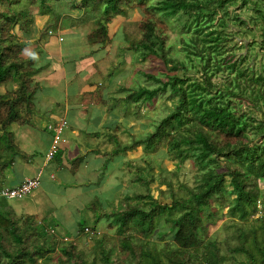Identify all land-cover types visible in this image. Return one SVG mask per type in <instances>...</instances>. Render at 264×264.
I'll return each mask as SVG.
<instances>
[{"label": "trees", "instance_id": "1", "mask_svg": "<svg viewBox=\"0 0 264 264\" xmlns=\"http://www.w3.org/2000/svg\"><path fill=\"white\" fill-rule=\"evenodd\" d=\"M26 1L37 4L40 14H49L40 38L34 40L30 39V33L35 14ZM58 1L0 0V85H14L13 90L0 92L1 169L12 167L16 158L25 156L15 143L11 127L14 123H28L37 131L42 127L34 122L48 116L45 129L54 136L51 127L61 120L68 122L63 116L50 117L51 110L33 107L38 88L43 86L33 77L40 67L46 66L37 65V59L45 56L42 47L38 48L40 40L54 30L66 31V20L71 26L93 21L95 30L90 35L93 41L89 42L87 53H94V45L103 46L109 40L108 26L116 15L125 16L148 0H67L66 8L76 10L75 14L60 11ZM233 5L236 10L231 12ZM151 8L181 22L188 37L182 38L186 58L175 60L169 57L167 36L162 34L154 17L142 19V37L131 41V49L142 58H162L170 69H182L183 73L169 74L163 79L141 70L143 80L151 85L142 86L138 79L136 85L127 89L125 97L114 99L123 105L122 109L129 107L135 111L136 118L140 117L143 105L156 104L162 97L169 101L164 106L165 114L153 121L152 132L137 136L126 128L131 134L130 141L118 140L120 149L125 151L143 147L149 168L141 167L145 172L133 175V182L144 186L146 191L121 195L112 209L103 208L98 199L94 200L90 208L97 214L102 212L116 225L117 241L109 245L107 234L101 235L95 240L96 254L90 260L78 247L77 239L67 240L63 263L227 264L232 257L240 264L235 254L243 253L247 259L242 263L264 264V59H247V53L235 51L241 46L250 51L255 45L264 51V0H154ZM238 9L252 10L251 16H243ZM229 24L236 27L234 32L228 30ZM17 26L24 35H19ZM238 33L252 40L243 38L237 42ZM59 53L54 51L52 59L56 56L59 59ZM217 55L224 59H217ZM190 67L201 75L192 79ZM64 83H60L59 91L66 92ZM74 83L69 85L72 92L77 91ZM242 103L246 108H241ZM24 109L29 113L23 118ZM52 110L59 114V109ZM256 110L262 114L260 119ZM111 134L115 136L114 132ZM165 147L169 158L178 160V168L187 159L199 166L201 176L196 186L181 184L179 190L174 189L178 169L171 171L170 176L165 175L166 168H161L157 177L152 174L150 153H158ZM157 178L166 189L159 185L155 196L151 184ZM227 190L234 195L227 201L229 213L242 222L238 223L241 226L236 225V234L219 240L209 234L207 222L218 216V208L213 204L217 201L222 205L228 198ZM100 218L98 215L97 219ZM162 220L167 226L162 238L167 232H172L173 237L165 238L159 247L152 239L165 231H157ZM79 229L83 233L84 222L79 223ZM60 240L61 235L52 226L37 222L34 215L16 216L5 200L0 202V264H37L39 257L55 251Z\"/></svg>", "mask_w": 264, "mask_h": 264}, {"label": "rangeland", "instance_id": "2", "mask_svg": "<svg viewBox=\"0 0 264 264\" xmlns=\"http://www.w3.org/2000/svg\"><path fill=\"white\" fill-rule=\"evenodd\" d=\"M67 0H60L58 1V8L60 11H66L70 12L72 14L76 13V10H68L67 7ZM154 0H148L145 4H142L140 7L133 8L129 11V13L125 16L123 15H116L111 23H109L108 29L110 38L107 41L106 44L103 46L96 44L94 45L95 52L93 53L88 52L90 51L89 42L93 41V39L90 37V35L95 30V23L91 21L88 24H82V25H73L71 26L70 21L66 20V30L67 28H71L73 31H61L60 33H56L54 30L53 34L50 33V35H47L44 37V41L47 39L50 40L52 43L55 41V38L59 40V38H63L61 41L59 40V45L62 48V54L61 59H73V56H79L80 59H99L98 60V66L100 68V75L103 77H96L94 76L90 82H94L96 87L100 85V88L103 89L105 86L108 85V82L112 84V86L115 87H121L120 89H131L134 85H136V81L139 79L140 84L142 86H150L151 82H145L142 78L144 76L141 73V70L150 72L151 74L158 75L162 77L163 79L167 78L169 74H178L181 75L183 73V70H176L173 67L171 69L167 66V64L164 63L162 58L158 57H143L140 56V54L134 52L133 49H131V41L133 40H139L141 39L142 35V27H141V20L142 19H149L151 17H154L157 26H160L162 28V34L167 36L166 40V46H170L169 50V57L175 58V60H184L186 58V53L183 50V44H182V38H187L188 35L183 32L182 30V23L177 21V19L174 18H166L163 16V14L160 11H156L154 8H151V5L153 4ZM26 5L31 8L35 14V22L32 25V32L30 33V39L34 40L35 38H38L40 35V31L44 27V25L47 23V19L49 18V14H40V7L37 6V4H32L30 2L26 1ZM236 10V5H233L230 7V11L234 12ZM239 13H241L245 17H250L252 10H245V9H238ZM236 28L233 24H229L228 30L231 29V32H234ZM260 30V28L258 27ZM17 32L20 36L24 35L21 30H19V26L16 27ZM259 32L257 33L258 36ZM237 42H240L241 39L247 38L248 42L252 40V38H249L247 36H243V34H237ZM256 36V35H255ZM242 37V38H241ZM91 39V40H90ZM242 43V42H241ZM241 46V44H240ZM256 48L253 50H248V48L241 46L236 47V52H244L248 54L247 59H264V51L260 49L258 45H255ZM44 48L46 52H48V59H52L53 51L50 45L44 44ZM48 50V51H47ZM54 50H57L54 49ZM61 53V52H60ZM259 53V54H258ZM230 55V54H229ZM217 59H224L222 55H217ZM54 59H58L56 56ZM233 59V58H232ZM187 60V59H186ZM253 62V61H251ZM64 65V64H63ZM62 64H56L55 66L51 67L49 70L54 69L56 70V73L58 74L59 71L64 70ZM189 73L191 76H194L192 79H196L197 76L201 75L198 73L196 74V70L193 68H189ZM48 78H52L54 75L49 74ZM110 76V77H109ZM109 77V78H108ZM150 84V85H149ZM139 86V85H138ZM14 89V85L12 83H4L0 85V92H7ZM72 88L66 90V100L69 102V104H83L85 101V96L82 94L76 95L77 91L74 92L70 91ZM126 90L119 93V98L123 97L126 93ZM46 102L45 100H41V103ZM40 103V104H41ZM169 104V101L165 100L164 97L159 98L156 102V104H153L151 106L149 104L143 105V108L140 109L141 112H139V118H136L135 111H131L129 115H126L124 113V110L118 109V115L122 119L121 122H119V126L117 129H119V132H115L116 135H119L120 141H130L131 134L130 132L126 131V128H124V122H126L125 125L128 129L135 132L137 136L143 135L147 131L153 130L154 125L153 121L156 119H161L163 113H164V106ZM39 106V105H37ZM41 106H43L41 104ZM241 108H246L245 104L242 103ZM252 110V109H251ZM73 111L71 110L70 113L67 115V120L69 125L75 126L79 130L81 140L84 142H87L89 145V149H96L100 151V154L103 156L102 158H98V160L90 161L89 166L87 168H84L82 165V171L78 174L80 175V178L73 177V175L68 174L71 179L69 182L67 181L68 177H66V182L63 181L61 174L59 175L56 173V170H54V165L57 163L55 160H48L49 162H46V157H48V152L53 145V135L51 137V134H48L47 130L45 129V125L48 124L49 118L48 116H41L36 122H34L36 125L42 127L41 129L38 128L37 132L39 134V138L36 142L38 143V148L40 150L38 156H39V163L37 161L36 167L30 172L31 175L35 176V171H39V169H42V175H41V184L38 187V189H34L32 192L27 193L21 197L16 198H9L6 199L5 202L7 203V208L12 209L15 212L16 216L20 215H26L27 213L24 211L25 207L23 204L28 200L29 197L32 195H38L39 197H47L48 201L51 203V205H47V209L45 210V218L48 222H53L51 225L48 223H45L42 221L41 216L35 215V214H29L34 215L37 222L48 224L49 226H52V228L56 229L59 233H61V230H64L65 235L69 237H73L66 240H60L57 243L55 251L50 252L48 256H45L44 258L39 257L37 264H64L63 261L65 260V256H63V247L66 246V241L71 239H77L78 247L82 249L87 259L92 260L96 254L95 250V240L102 237L101 235L107 234V243L109 245H113V243H116V225L112 224L109 220V218L104 217L103 219L100 218L94 226L93 229H90L89 231L86 230L83 233H76V227L73 225L66 226L64 223L66 221L68 222H74V218H69L66 216L65 209L66 208H77L80 212V218L76 221L81 220H87L89 217V212L93 209L85 210V207H88L87 200L94 199V195L96 196L101 202L103 208L108 207H115L118 205V203H115L116 196L121 198V195H127L131 194L134 191L137 192H145L146 189L144 186L140 185L139 183H134L133 179L134 176L140 175L139 172L144 171L141 167H147L149 168V165L146 162V153L142 152L141 146L137 149H133L130 152L128 150H119V142L117 141V138L114 137L112 144L109 143L110 137L113 138V132L108 133L110 131H107L106 128L102 125H96L94 129L90 127L89 125L85 124L84 120L80 119L79 125L75 124L74 118L76 119V116H73ZM256 117L259 119L261 118L262 114L259 110H256ZM86 114V113H85ZM138 114V113H137ZM165 114V113H164ZM24 116H27L26 112L24 111ZM23 116V118H24ZM57 116V115H56ZM74 117V118H73ZM102 118V117H101ZM35 119V118H34ZM103 121V119H102ZM108 122V118L106 120V124ZM105 124V122L103 123ZM20 123L13 126V131L16 134V143L19 145L20 153L22 155L25 154L28 155L29 153H26L22 148H26L30 141L28 140V135L34 136V133L30 132H23L22 134L19 133L21 130ZM68 127V125H67ZM70 131V130H69ZM69 131H66L65 136L66 139L70 137H77V134L70 133ZM96 132V133H95ZM106 136L104 137V135ZM252 134V133H251ZM64 134L62 135V140L64 139ZM110 136V137H109ZM105 139V140H104ZM258 140V139H257ZM256 140V141H257ZM105 142V144H104ZM63 142L60 143V147L62 146ZM59 146V145H58ZM29 149V147H28ZM49 149V150H48ZM141 150V151H140ZM25 153H24V152ZM67 156V155H66ZM153 167L150 169L152 174L154 176H158V173L160 172L161 168H166L165 175L170 176L171 171L178 169V178L174 179V189L179 190L180 185L187 184L188 186H196L197 182L200 179V168L197 166V164L191 160L187 159L181 167H177L178 160H172L169 158L167 147L161 148L158 153L151 152L150 153ZM45 157V161H44ZM29 158V156H27ZM68 158L70 156L68 155ZM66 157V166L68 167L71 164V161L68 160ZM21 160V159H20ZM18 160V161H20ZM23 160V159H22ZM27 160V159H26ZM72 167L78 166V162L75 160H72ZM26 162V161H21ZM54 173V178L51 177V173ZM145 172V171H144ZM103 173V174H101ZM7 174V173H6ZM5 174V175H6ZM56 174V175H55ZM105 174V175H104ZM148 175V171L145 173ZM0 176V186L4 185L6 186H12L14 183H12L9 178H6V176ZM84 175V177L82 176ZM104 175V176H102ZM134 175V176H133ZM73 177V178H72ZM87 177L89 180H87ZM102 179V180H100ZM92 182L91 184H84V181ZM109 180V181H108ZM79 183L80 185L74 186L73 184ZM102 183H105V187L110 186L111 188L109 191H105ZM110 183V185H109ZM166 189V185L163 182H160V180L157 178L156 181H154L151 184L152 193L155 196H158V186ZM75 188H74V187ZM90 186L95 189V191L92 193L90 190ZM53 188V197H51L48 194L49 188ZM65 187H66V195H65ZM70 191L68 192L69 189ZM81 188V193L84 194L86 192V199H79L76 200V194L79 192ZM136 189V190H135ZM109 192V193H108ZM33 193V194H32ZM229 190L226 191V195H228V198L222 202V205L219 204V202L215 201L214 206H216L218 209V216H216L211 221H208L207 223L210 224L209 234L218 238L219 240L229 238L233 234H236L238 228L236 225L238 223H241L239 217H232L229 213L230 204L228 202L234 195H229ZM53 198V200H52ZM81 201V202H80ZM228 201V202H227ZM109 204V206H108ZM27 207V204H25ZM24 207V208H23ZM16 210H15V209ZM23 208V209H22ZM28 209V207H27ZM20 213H17V212ZM91 211V212H92ZM31 212V211H30ZM32 213V212H31ZM72 213V212H71ZM264 213V212H263ZM86 214L88 217H86ZM72 216V215H70ZM75 221V222H76ZM244 225V224H243ZM238 226H241L238 224ZM246 226H249V223H246ZM167 228L165 221L162 220L160 224L157 227V231L165 230ZM52 230V229H51ZM165 231H160L159 235L156 234L153 236L152 241H155V243L160 247L163 245L165 238L170 239L173 237L172 232H167L164 237ZM58 234V233H56ZM116 240V241H115ZM227 255L231 256V253L228 250L224 251ZM116 254V252H115ZM235 257L240 260V264H246L242 263V261L246 260L247 257L243 253H236ZM227 264H239L237 263L236 259H233L232 257H229Z\"/></svg>", "mask_w": 264, "mask_h": 264}, {"label": "crops", "instance_id": "3", "mask_svg": "<svg viewBox=\"0 0 264 264\" xmlns=\"http://www.w3.org/2000/svg\"><path fill=\"white\" fill-rule=\"evenodd\" d=\"M66 31H73V30L70 28V29H67ZM59 32H61V31H59ZM51 33L53 34L54 32L52 31ZM38 38H40V35ZM62 39L63 38H59L60 41ZM59 40H57L55 38V41L52 43L48 39L46 41H44V38H43L39 42L38 48L42 47L43 52H45L44 53L45 56H44V58L37 59V65H39V66L40 65H46V66H45V68L40 67V71L36 75H34V77H33L35 80H38V81L42 82V84H43V86H40V88H38L36 100L34 101L33 107H35V106L36 107H43V110H45V109L51 110L50 117H52V116L62 117L63 116L64 119L67 118V115L72 110L74 112L73 116L74 115L76 116V119L74 117L73 118H74L75 124H77V125H79V123L81 122L80 119L82 118L81 120H84L85 124L92 127V129H94L96 127V125H99V126L103 125L105 128L107 127L106 128L107 131H110L108 133L119 132L118 131L119 129H117V127L119 126V122H121L122 119L118 115V109L124 110V113H126V115H129L132 110L129 109V107L126 110L124 108L122 109L123 105L122 104L118 105L117 102L114 101V99L119 98V93L125 91L126 89H120L121 87H115L114 88L112 86V84L109 82H108V85L105 86L103 89L100 88V86H102L103 84L102 85L99 84V86L96 87L94 82H90V81L94 76L96 77V75H98V77L103 78L100 75V68L98 66V60L99 59H80L79 56H73V59H67V60L65 59V61H63L64 59H61V55H63V54H62V48L59 45ZM44 44H46L47 46L48 45L51 46L52 50L49 52L53 51V53H54V51H56L57 53H59V51H60L61 52V53H59L60 58L59 59H48V57H47L48 52H46V50L44 48ZM56 48H57V50H54ZM56 64H62V65L64 64L63 65L64 70L59 71L58 74L56 73V70H55L56 67L52 70L47 71L48 69L55 66ZM50 73L54 75L52 78H48L49 77L48 75ZM62 81H65L64 85L66 86V90L70 89L69 85L71 82H75L74 83L76 86L75 88H77L76 95L82 94L85 96V101L83 102V104H79V105L71 104V103L69 104V102L66 100V92L59 91V85ZM126 93H127V90H126ZM126 93H124V94H126ZM123 97H125V95ZM123 97H121V98H123ZM41 100H45L46 102L41 103ZM113 102L115 104H112ZM40 103L43 106H41ZM57 103H59V107L57 106L58 105ZM37 105H39V106H37ZM53 108H56L57 110L59 109V114H58V112H53L54 111V110H52ZM24 111L28 115L29 112L27 109L22 110V115L24 116ZM107 118H108V122L106 124ZM102 119H103V121H102ZM104 122H105V124H103ZM19 123L20 122L14 123L11 126L12 130H13V126L16 124H19ZM100 124H102V125H100ZM124 124L127 125L126 122H124ZM66 125H68V127L67 128H66V126L64 127V136H65V132L70 130L69 132L71 134L72 133L77 134V137H70L69 139L68 138L66 139V136H65L64 139L62 141H60V143L63 142L61 147H60V143H59V146L57 149V151H59V154L57 155L58 152L55 153V156L52 159H48L46 157V162H49L48 160H51V161L55 160L57 163L53 164L54 170H56V173H58L59 175L61 174V177H62L64 182H66V177H68L67 181L69 182L71 177L68 174L73 175V177L80 178L78 171L79 172L82 171V169H81L82 165L84 166V168H87L89 166L88 164L90 161L98 160V158H102L103 156L100 154L99 150L89 149V147H88L89 144L87 142H84L83 140H81L79 130L77 128H75V126L69 125L68 122ZM125 125H124V128H127ZM20 126H21L20 127L21 130L19 131L20 134H22L23 132L34 133V136H31L30 134L28 135V133H26L28 140L30 141V144L26 148H22L26 153H29V152L30 153L26 156H19L18 158H16V161L14 162L12 167H9L6 169L0 168V176H4L7 173L5 175L6 178H9V180L12 183H14L12 186H6V187H17L22 183V181L25 178H28V177H35V178L40 179L39 185H38V187H39L41 184L42 169H39V171H35L34 172L35 174L38 173L35 176L30 174V172L36 167L35 165H37L39 163L38 154H39L40 150L38 148L39 147L38 143L36 142L39 138V134L36 130L32 129L31 128L32 126L28 125V123L27 124L20 123ZM49 132H48V134H51V132L50 133ZM133 133H135V132H133ZM105 136H106V134L104 135V137ZM51 137H52V135H51ZM114 137L117 138V141L120 140L119 135H116V133H115ZM114 137L112 139L110 137L109 143L112 144ZM36 138H37V140H34ZM15 143H16V141H15ZM104 144H105V142H104ZM28 147H29V149H28ZM137 148H139V146ZM119 150H123L122 148L120 149V145H119ZM141 150L143 152L142 146H141ZM128 151L130 152L131 150H128ZM68 155L70 156V158H68ZM27 156H29V158H27ZM66 157L68 158V160L71 161V164L68 167L66 166ZM18 160H20V161H18ZM72 160L77 161L79 163L78 166L72 167V163H73ZM21 161H26V162H21ZM37 161H38V163H37ZM44 161H45V157H44ZM101 174H103V173H101ZM104 175H102V176H104ZM82 176L84 177V175H82ZM51 177L54 178L53 172L51 173ZM87 180H89L88 177H87ZM100 180H102V179H100ZM85 183L91 184L92 182H89V181L85 182L84 181V184ZM73 185L76 187L77 185L79 186L80 184L76 183ZM102 185L104 188H100V189H104L105 191H107V190L109 191V189L111 188L110 186H107V188H106L105 183H102ZM109 185H110V183H109ZM2 187H5V186L4 185L0 186V188H2ZM38 187H36L35 190L38 189ZM68 189H69L68 192H71L70 191L71 188H68ZM52 190H53V188H51V187L48 190V194L51 197H53ZM90 190L92 193L95 191V189H93L91 186H90ZM81 191L82 190L80 188L79 192L76 194V200L77 201L79 199H81V197L83 199H86V197H87L86 192H84V194H82ZM65 195H66V187H65ZM95 197L96 196L94 195V199H90V200L88 199L87 200L88 207L86 206L85 210H87V208L88 209L90 208V204H92L94 200H97V198H95ZM6 199H9V198H3L1 201L3 202ZM52 200H53V198H52ZM114 201L116 204L118 203V197L117 196H116V199ZM25 204H27L28 209H27ZM49 204L51 205V203L48 201L47 197H39L36 194V195H32L31 197H29L28 200L23 204V206L25 207L24 211L27 214L39 215V216H41L42 221L51 225L53 222H48L47 219L45 218V214H44L45 210L47 209V205H49ZM108 206H109V204H108ZM90 209H92V208H90ZM107 209H112V208L108 207ZM91 211L89 212V217L86 214V217H88L87 220H81L80 221V222L85 223V230L84 231H86L87 228L89 231L90 229H93L94 226H96V224L98 222V219H97L98 215L102 216V219L104 218V216L102 215V212H101V214H97L95 212V210H93L92 212ZM65 212H66L67 217L74 218L75 221L80 218V212L81 211L77 208H66ZM17 213H20V212H17ZM70 215H72V216H70ZM75 221L74 222L66 221V223H64V224L66 226L73 225L74 227H76V233L79 234L80 233V231H79L80 230L79 229V223L80 222L79 221L75 222ZM54 230L56 233L61 235L62 240L73 238V237H66L63 229L61 230V233H59L56 229H54Z\"/></svg>", "mask_w": 264, "mask_h": 264}, {"label": "built area", "instance_id": "4", "mask_svg": "<svg viewBox=\"0 0 264 264\" xmlns=\"http://www.w3.org/2000/svg\"><path fill=\"white\" fill-rule=\"evenodd\" d=\"M65 126H66V121H62L58 125L51 127L52 131H54L55 134L53 139V145L51 146L50 150L47 153L48 158H52L57 152L58 145L60 141H62V132ZM38 185H39L38 178L36 179L27 178L17 187H3L2 189H0V201L3 198L21 197L27 193H30L33 189L38 187ZM86 230H88V228Z\"/></svg>", "mask_w": 264, "mask_h": 264}, {"label": "clouds", "instance_id": "5", "mask_svg": "<svg viewBox=\"0 0 264 264\" xmlns=\"http://www.w3.org/2000/svg\"><path fill=\"white\" fill-rule=\"evenodd\" d=\"M62 121H66V120H62ZM62 121H61V122H62ZM59 123H60V122H59ZM59 123H58V124H59ZM58 124H57V125H58ZM66 124H67V121H66ZM66 126H67V125H66ZM63 132H64V129H63ZM53 137H54V136H53ZM47 158H48V157H47ZM52 158H53V157H52ZM52 158H48V159H52ZM28 178H29V177H28ZM25 179H27V178H25ZM25 179H24V180H25ZM24 180H23V181H24ZM23 181H22V182H23ZM2 188H3V187H2ZM2 188H0V189H2ZM33 190H34V189H33ZM33 190H32V191H33ZM15 198H16V197H15Z\"/></svg>", "mask_w": 264, "mask_h": 264}]
</instances>
